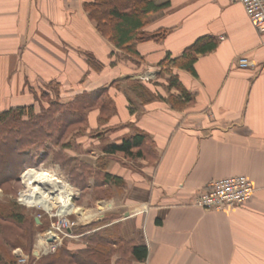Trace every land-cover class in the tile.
<instances>
[{"label":"crops","instance_id":"obj_1","mask_svg":"<svg viewBox=\"0 0 264 264\" xmlns=\"http://www.w3.org/2000/svg\"><path fill=\"white\" fill-rule=\"evenodd\" d=\"M92 1L0 0V111L34 103L33 91L46 85L58 86L64 102L108 88L117 114L99 127L100 112L91 111L89 129L110 130L116 143L143 131L156 154L113 156L109 172L125 185L114 186L109 201H98L110 202L111 210L96 221L109 212L118 215L113 224L120 223L123 237L148 248L147 260L132 264H264V33L239 3L155 0L167 6L151 16L145 31L164 30L166 36L138 43L137 61L98 32L84 9ZM203 37L215 39L217 47L198 55L195 74L173 70L193 97L173 109L166 99L179 91L168 90L169 74L158 77L160 64ZM240 58L251 65L240 67ZM126 79L162 99L131 112L125 95L112 87ZM96 140L86 138L84 145L87 154H98L87 161L92 165L106 155L98 153ZM240 175L254 185L250 201L221 210L193 205L211 182ZM45 244L35 257L44 254Z\"/></svg>","mask_w":264,"mask_h":264},{"label":"trees","instance_id":"obj_2","mask_svg":"<svg viewBox=\"0 0 264 264\" xmlns=\"http://www.w3.org/2000/svg\"><path fill=\"white\" fill-rule=\"evenodd\" d=\"M166 6L167 4H157L155 0H93L85 3L84 9L98 32L127 57L141 61L137 44L151 40L160 42L166 36L164 30L155 33L145 31L146 26L151 23V16L161 12ZM216 47L215 39L203 37L187 47L180 56L167 55L160 64L164 72L158 77L162 73L169 74L168 90L179 91V95L169 93L166 99L173 109L182 108L193 98L173 70L181 69L195 74L198 55L212 52ZM89 63L96 71L101 70L94 58H90ZM114 84L118 86L117 82L112 85ZM33 93L34 103L0 111V190L11 191V185L21 181L22 172L38 166L53 154V158L60 161L62 167L69 168V178L81 194L92 191L95 201L109 200L113 197L114 186L125 185L122 179L109 172L113 156L120 154L125 158L141 159L153 154L155 157L153 141L147 133L140 130L126 135L119 143L110 141L104 144L102 150L106 155L100 156L94 165L66 156L63 150L69 149L70 144L62 141L73 130L77 129L79 133L88 127V116L92 110L99 109L100 125L108 124L114 116L116 111L112 107L114 102L109 96L108 88L82 92L64 102L57 86L56 99L48 107L39 101L36 91ZM46 93L43 91L41 95L47 97ZM124 95L131 112L141 111L148 103L162 99L136 80H129V88ZM51 145L60 146L59 152L54 153ZM42 147L44 152L40 153L39 149ZM30 170L33 169L28 171ZM26 208L15 199L0 198V264H18V256L14 253L17 248L23 247L24 251L32 254L36 233L51 224L45 214L37 225L36 216ZM117 218L118 215L107 213L99 221L79 224L71 233L83 243L76 245L74 241H64L54 253L41 256L36 264L145 262L149 255L148 248L126 240L120 223L113 224ZM31 261H35V258L31 257Z\"/></svg>","mask_w":264,"mask_h":264},{"label":"rangeland","instance_id":"obj_3","mask_svg":"<svg viewBox=\"0 0 264 264\" xmlns=\"http://www.w3.org/2000/svg\"><path fill=\"white\" fill-rule=\"evenodd\" d=\"M129 80L130 79H126V81L122 80L120 82H117L118 86L116 84H114V85H112V87L116 88L117 90H119L120 92H122L124 94V92L129 88ZM35 90H37L36 93H38L39 101L45 107H48L49 103L56 99L57 87L52 85V84L42 86V87H38ZM43 91L47 92L46 93L48 95L47 97H43L41 95ZM112 101L114 102L112 107H115V111H116L115 114H117V111H118L117 105H116L114 100H112ZM94 110H99V109H94ZM94 110H92V111H94ZM98 123H99V121H98ZM106 125H108V124L99 125V127L100 126L103 127ZM89 127H90V125H88V127L86 129H82L81 132H79V133L77 132V129L73 130L72 132H75V133L72 134V132H70L69 135L62 141L64 143L70 144L69 149H65V151L63 150V152L66 156H68V157L74 156L78 160H85V162H87V161L94 162V159L96 158V156H98V154H97V152L95 154L94 153L93 154H91V153L87 154L89 147L87 148L86 146H84L86 144L85 139L86 138H92L93 140L97 139L96 141L101 146V147L99 146L97 149L99 154L101 153L102 146L104 144L112 141V139L110 138V135L112 133L107 134L108 130H106V129L90 130ZM97 136H99V137H97ZM80 142H82V143H80ZM48 145H49V142H48ZM51 150H53L54 153H58L60 150V146L51 145ZM92 151L93 152L96 151V147H92ZM92 151H90V152H92ZM39 152L40 153L44 152L43 147L39 149ZM91 155H93V156H91ZM29 169H34L33 172H36L35 174L38 177L39 176L42 177L44 174H47V175L55 174L58 176V178L65 180L70 185V187L73 189V196H72L71 201L73 204H75L77 207H79L81 209V214H77V213L72 212V213H69V218L72 220H77L80 225H86L92 221H96V219L101 215V212H107V210H111V208H109L110 202L107 203L108 206H107V204L105 206L100 205L98 203V201H100V200L95 201L93 199L92 191H90L88 193L81 194V191L79 190V188L75 184H73L69 178V172H68L69 168L62 167L61 162L58 161L56 158H53V154H50L49 158H47L43 163L39 164L38 166L33 167V168H27L24 172H22L20 175V177H22L21 181L19 183L11 185L12 186L11 191L6 192L4 190H0V198H2L3 200L15 199L21 205L27 207L26 209L28 211H31V213H33L34 216L38 217L40 220H41V217H43L45 214L48 217H49V213L57 214V209H54L52 212L48 213V211L45 210L43 207H38V206L33 205V204H27V203H25L23 198L20 197V194H19L20 192H27L26 195H31L34 192L35 182L31 181L32 182L31 183V182H28L27 180L23 179V177L27 178V176L30 174L28 172H30L31 170L27 172L28 175L25 174L26 176L25 175L23 176V173H25ZM105 201H109V200H105ZM99 206H102L101 209H98ZM104 208H106V209L104 210ZM109 213H111V212H109ZM87 215H91V218L90 219L84 218V216H87ZM50 227H51V224L45 230L38 231L36 233L35 242H34V246L32 249V254L24 251L23 247L15 249L14 253L18 256V264H20L21 258L26 259V261L22 264H36L37 260L40 257L39 258L35 257L33 255V252L37 248V246H39V244L45 243V235H46L47 230H49ZM64 241H68V243L70 241H74L76 244H79V243L81 244L84 242L77 236H74L73 238H66L62 241V243ZM47 249H48V246L45 247V250L43 252L44 254H42L41 256L49 254V253H47ZM31 257H34L35 261H31Z\"/></svg>","mask_w":264,"mask_h":264},{"label":"built area","instance_id":"obj_4","mask_svg":"<svg viewBox=\"0 0 264 264\" xmlns=\"http://www.w3.org/2000/svg\"><path fill=\"white\" fill-rule=\"evenodd\" d=\"M232 3L242 4L246 15L252 25L260 32L264 33V0H229ZM240 67L250 66L248 58L238 60ZM27 192H20V197L24 200ZM255 193V188L251 180L243 175L218 179L211 182L208 187L198 193L193 205L204 210H221L239 206L250 201ZM49 213V212H48ZM51 227L45 235V243L48 246L47 253H54L66 238H73L72 229L79 225L77 220L69 218V214L59 215L49 213ZM55 218V219H54ZM52 242H48L49 240ZM26 261L20 259V264Z\"/></svg>","mask_w":264,"mask_h":264},{"label":"bare ground","instance_id":"obj_5","mask_svg":"<svg viewBox=\"0 0 264 264\" xmlns=\"http://www.w3.org/2000/svg\"><path fill=\"white\" fill-rule=\"evenodd\" d=\"M33 170L28 172L29 175L26 173L27 178L23 177L28 182H35L33 194L24 195L25 203L43 207L48 212L57 209L59 215L72 212L81 214V209L71 201L73 189L65 180L58 178L55 174H44L38 177ZM84 218L90 219L91 215L84 216Z\"/></svg>","mask_w":264,"mask_h":264},{"label":"water","instance_id":"obj_6","mask_svg":"<svg viewBox=\"0 0 264 264\" xmlns=\"http://www.w3.org/2000/svg\"><path fill=\"white\" fill-rule=\"evenodd\" d=\"M35 221H36L37 224L40 223V219L38 217L35 218ZM49 242H52V240H49Z\"/></svg>","mask_w":264,"mask_h":264}]
</instances>
